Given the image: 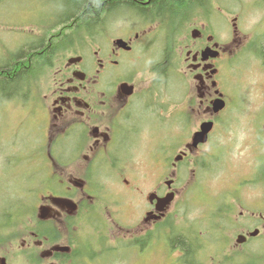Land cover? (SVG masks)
I'll list each match as a JSON object with an SVG mask.
<instances>
[{
    "label": "flooded vegetation",
    "instance_id": "af4514ba",
    "mask_svg": "<svg viewBox=\"0 0 264 264\" xmlns=\"http://www.w3.org/2000/svg\"><path fill=\"white\" fill-rule=\"evenodd\" d=\"M204 2L199 5L198 12L204 14L205 19L199 23L188 24L187 30L191 31V37L185 36V39H181L180 49L181 53H185L184 74L191 79L192 89L196 90L192 110L199 116L200 128L204 124L210 125L205 141L194 146V137L201 129L193 132L190 141L178 149L170 173L169 163L166 166L164 162L167 157L165 151L171 146L160 148L163 139L159 137V131L154 136L142 123L143 114L159 119H163V116L160 112L135 110L137 103L145 105V101L138 98L141 90L138 76L141 69L145 68L143 64L139 65V62L142 61L143 54L145 55V41L156 30H169L161 27L164 24L161 14L153 11L146 18L149 20L147 22L158 19V24L146 26L140 31L131 32L115 40L110 39L104 43L100 42L102 37L97 41L95 38H89L85 45L75 40L73 46L77 49L61 58L58 65V58L55 60L51 86L41 96L40 104L33 109L35 111L31 110L35 135L41 140V144L36 145L33 151L38 157L44 158L46 171L54 173V176L43 187L45 192L36 206L31 220L32 226L22 235H18L16 230H10L5 239L0 238V264H113V257L116 258L117 254L123 253L129 247L132 249L131 245L122 243L139 240V243H142L148 240L150 231L159 230L160 224L167 219L178 197L176 183L180 175V165L191 157L195 158L205 147H208L207 156L210 155L213 138L223 126V115L229 104L228 76L225 69L230 57L235 54L242 58L249 57V50L253 45L254 49L257 47L254 58L258 73L255 74L253 94L250 93V79L239 84L237 90H242L243 93L236 94L242 103L232 122L242 116L245 123L254 128L241 150L246 152L248 163L246 162L245 166L251 175L245 180L256 178L258 181L253 182H260L264 175V143L255 144L252 150L245 151V148L256 136V125L252 124L250 118L255 114H263L260 125L264 129V41L259 39L257 42L244 31L246 28H243V25L247 23L244 16L239 19L237 15L222 7L218 8L221 17L224 14L233 16L231 26L229 32L215 34L216 32L212 31V22L207 20L211 17V4L208 3L209 0ZM174 16L172 23L177 28L174 30H179L181 23L179 18ZM222 22L225 24L223 20ZM96 27L99 30L98 35L101 36L100 31L104 30V26L98 24ZM82 33L88 35L89 31ZM194 33H197L195 37ZM118 40H123L125 45H119ZM235 47L244 48L237 52ZM64 48L68 47L54 51L52 58ZM159 66L160 63L152 68L157 76L163 73ZM246 99L250 100L251 106L246 105ZM217 100L224 102L222 110L215 109ZM246 110L255 111L243 116ZM176 115L180 116V111L174 114ZM144 128L149 131L150 137L159 140H153L155 146L149 151L147 161L150 163L145 165V169L131 164L132 158L140 153V145L142 148L144 144L147 145L148 138L146 139L145 135L141 137ZM188 136L189 134L187 138ZM220 143H223L222 138ZM105 176L111 178L112 188L109 190L117 191L111 193L113 196L126 193L133 197L134 209L137 210L132 221L134 224L116 222L111 211H106L101 220L91 218V209L96 206V201L100 197L103 200L104 195L109 193L105 187L99 186L98 179ZM146 184H149V189L143 193L142 187ZM261 190H264V186ZM262 194L264 195V192ZM167 196H173L172 202L158 206L157 198L163 199ZM53 197L71 200L75 208L71 210L55 206L51 201ZM117 198L118 202L122 201L120 197ZM261 203L260 207H263L264 199ZM40 206L49 210L45 220L38 218ZM118 217L122 220L120 214ZM258 219L253 231L238 234L245 236V241L241 244L235 243L232 248L236 250L223 253L232 254L233 259L247 258L255 264L264 263V260H261L264 258L263 251L242 249L249 244L252 246L253 241L264 236V215H259ZM254 231L260 232L251 237L250 234ZM112 232H116L120 237L112 235ZM100 233L105 236L106 246L101 243ZM117 243H120V246H117ZM133 247L139 252L138 260H142L140 254L145 250L138 244ZM240 248L242 250H239ZM183 253L181 250V254ZM126 257L127 255L122 258L124 262ZM184 257L190 256L184 253Z\"/></svg>",
    "mask_w": 264,
    "mask_h": 264
},
{
    "label": "rangeland",
    "instance_id": "374dc122",
    "mask_svg": "<svg viewBox=\"0 0 264 264\" xmlns=\"http://www.w3.org/2000/svg\"><path fill=\"white\" fill-rule=\"evenodd\" d=\"M208 3L211 4L209 15L211 17L207 20L212 22V31L216 32L215 34L229 32L231 26L233 16L224 14L221 17L218 8L222 7L229 13L237 15L239 19L244 16L247 20L243 25V28H246L244 31L257 42L259 39L264 41V0H209ZM198 11L200 7L197 4L184 9V12L178 16L181 23L179 30H174L177 28L172 20L161 25L169 30L154 31L145 41V55L143 54L142 61L139 62V65L143 64L145 68L141 69L138 76L141 87L138 98L143 99L145 105L137 103L135 110L160 112L163 116V119H159L143 114L142 123L154 136L159 131V137L163 139L160 148L171 146L165 151L167 157L164 162L166 166L169 163L170 173L178 149L189 142L192 133L200 128L199 116L192 110L196 90L192 89L191 79L184 74L185 53H181L180 49L181 39H185V36L191 37L189 33L191 31L187 30L188 24L199 23L205 19L204 14L201 15ZM64 13L63 5L52 0H0V65L9 62L20 50L31 48L40 41L47 40L49 35L59 33ZM147 21L149 20L128 11H120L108 18L104 30L100 31L101 36L98 35L99 30L96 31V26L88 35L82 32L77 36L69 34L71 44L45 63L33 81L29 95L0 102V219H4V222L0 221V238L5 239L10 234V230H16L19 232L18 235H22L32 226L31 220L36 206L45 192L43 187L54 176V173L50 174L46 171L44 158L34 153V147L41 144V140L35 135L31 112L35 111L33 109L40 104L41 96L51 86L55 60L58 58L56 61L58 65L61 63V58L72 54L75 51L73 49L76 48L73 46L75 40L85 45L89 38H95L97 41L102 37L100 42L105 43L107 40L127 36L131 32L140 31L146 26H154L159 22L158 19ZM254 46L249 50V57L242 58L235 54L229 59L228 67L225 69L228 76V110L223 115V126L213 138L210 155L207 156L208 147H205L195 158L191 157L180 165V175L176 183L179 194L167 219L160 224L159 230L150 231L148 240L142 243H139L140 240L122 243V245H131L132 249L129 247L123 253L117 254L116 258L113 257V264H177L175 262L255 264L247 258L233 259L232 254L223 253L236 250L232 247L236 243L238 234L253 231L259 215H264V206L260 207L264 199L262 194L264 190H261L264 186V175L258 184L255 183L258 181L256 178L245 180L251 175L245 166V163H248L246 152L241 150L254 128L245 123L242 116L236 122H232L242 103L237 97V94L242 92L237 90L239 84L250 79V93L253 94L255 74H258L254 58L257 47L254 49ZM235 48L240 52L244 47ZM159 63L163 73L157 76L152 68L157 67ZM246 105H252L249 99H246ZM177 111H180V116H174ZM251 111L255 110H246L243 116L251 114ZM255 115L250 119L252 124L256 125V136L245 151L254 149L257 143H264V129L260 125L263 114ZM147 129L144 128L141 134V137L145 135V138H148L147 145L144 144L143 148L140 145V153L132 158L131 163L144 169L145 165L150 163L147 161V156L155 146L153 140H158L150 137ZM221 138L223 143H220ZM181 139L183 140L178 142ZM98 180L99 186L105 187L106 192L109 193L104 195L103 200L100 197L96 201V206L91 209V212L93 211L91 218L101 220L106 211H111L116 222L134 224L132 221L136 217L137 210L134 209L133 197L126 193L113 196L111 193L117 191L109 190L112 188L110 177L105 176ZM142 188L143 193H146L149 184L143 185ZM117 197L122 201L118 202ZM98 203H103L106 207L99 206ZM119 214L122 220L118 217ZM235 222H237L236 226ZM92 235L96 234L92 233ZM112 235L120 237L116 232H112ZM180 236L191 244L194 243V254L191 258H185L184 253L181 254L180 248L174 244V239ZM101 237V243L106 246L105 236L101 234ZM262 237L253 241L252 246L249 244L242 249L259 250L264 253ZM136 244L145 250L140 254L142 256L140 261L139 252L133 247ZM116 245L120 246V243ZM126 255L124 262L122 258Z\"/></svg>",
    "mask_w": 264,
    "mask_h": 264
},
{
    "label": "trees",
    "instance_id": "16d2710c",
    "mask_svg": "<svg viewBox=\"0 0 264 264\" xmlns=\"http://www.w3.org/2000/svg\"><path fill=\"white\" fill-rule=\"evenodd\" d=\"M52 1L62 4L65 11L62 22H60L61 31L49 35L44 42L40 41L31 48L20 50L12 56L9 62L0 65V102L29 95L33 81L45 63L50 61L54 51L57 52L60 48L71 44L69 34L77 36L82 31L93 32L95 26L98 24L104 26L108 18L120 11H128L143 19L155 11L161 14V20L166 24L173 20L174 15L180 16L188 6L205 3L204 0ZM0 221L4 222V219L1 218ZM173 242L186 256H193L194 243L191 244L182 236L176 237Z\"/></svg>",
    "mask_w": 264,
    "mask_h": 264
},
{
    "label": "water",
    "instance_id": "95a60500",
    "mask_svg": "<svg viewBox=\"0 0 264 264\" xmlns=\"http://www.w3.org/2000/svg\"><path fill=\"white\" fill-rule=\"evenodd\" d=\"M197 33H194L193 36L195 37ZM119 45H125V43L122 40L118 41ZM220 107V106H219ZM210 125L208 124H204L202 126V131L200 133H197L194 137V146H197L198 143L205 141L204 139L206 138L207 132L209 131V127ZM172 196H169L167 199L171 200ZM165 199L164 201L161 200L159 202V204H163L165 203H169L170 201ZM52 202L58 206V207H63V208H69V209H74V203L71 200L68 199H62V198H53ZM74 207V208H73ZM159 209V208H158ZM48 209L47 208H42L41 212H40V218L41 219H46L48 218ZM257 231L255 233H253L252 235H256ZM244 238L242 236L239 237L238 242H243Z\"/></svg>",
    "mask_w": 264,
    "mask_h": 264
},
{
    "label": "bare ground",
    "instance_id": "6f19581e",
    "mask_svg": "<svg viewBox=\"0 0 264 264\" xmlns=\"http://www.w3.org/2000/svg\"><path fill=\"white\" fill-rule=\"evenodd\" d=\"M72 18V17H71ZM70 20V19H69Z\"/></svg>",
    "mask_w": 264,
    "mask_h": 264
}]
</instances>
